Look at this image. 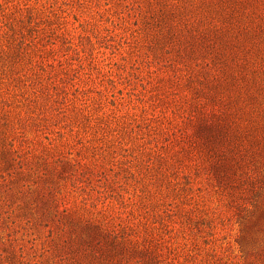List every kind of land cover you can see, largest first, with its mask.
Wrapping results in <instances>:
<instances>
[{"label": "rangeland", "instance_id": "1", "mask_svg": "<svg viewBox=\"0 0 264 264\" xmlns=\"http://www.w3.org/2000/svg\"><path fill=\"white\" fill-rule=\"evenodd\" d=\"M1 182L0 264H264V0H0Z\"/></svg>", "mask_w": 264, "mask_h": 264}, {"label": "trees", "instance_id": "2", "mask_svg": "<svg viewBox=\"0 0 264 264\" xmlns=\"http://www.w3.org/2000/svg\"><path fill=\"white\" fill-rule=\"evenodd\" d=\"M13 161H19L16 156L15 157H10V162ZM3 180H4V176H3ZM3 182L0 183V185H2ZM72 221L76 222L77 224L80 225V227H82L83 230H87V235L89 237L94 236V235H99V236H103L106 237L108 239V237H113L114 236V240L110 241V245L112 246H123V244L125 245L126 242H128V239H118V237L116 236V231L112 230L108 225L104 224L103 222H101L100 220L97 219H85V218H80L78 217L77 219H72Z\"/></svg>", "mask_w": 264, "mask_h": 264}]
</instances>
